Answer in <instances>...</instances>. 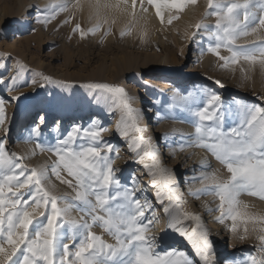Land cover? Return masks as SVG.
<instances>
[{"label": "snow or ice", "instance_id": "6c2138e0", "mask_svg": "<svg viewBox=\"0 0 264 264\" xmlns=\"http://www.w3.org/2000/svg\"><path fill=\"white\" fill-rule=\"evenodd\" d=\"M139 3L142 11L147 12L144 0ZM197 3L198 0H147V5L155 9L162 23V5L183 12L186 6ZM136 5L137 0H132L133 15ZM71 7L74 5L60 2L50 5L51 11L39 9V15L47 13L39 22L51 23L59 13L68 12ZM114 7L119 9L120 4ZM206 8L201 21L188 35L195 41L201 30L206 32L214 41L207 51L223 61L222 67L245 61L264 68V35H258L259 30L264 29V0H206ZM211 17L216 21L214 30L203 23ZM178 18L172 17L168 23ZM71 19L64 23H70ZM101 30V23L89 29L77 23L73 28L81 39ZM110 34V29L104 33ZM128 34L130 32H121L120 35ZM249 37L255 39L239 43ZM222 48L230 56L221 55ZM40 75L44 81L53 82L50 77ZM0 83H3L2 78ZM216 83L223 87L220 81ZM83 87L94 94L97 103L103 102L110 111L120 113L117 132L128 140L130 150L137 154L138 162L143 163L145 176L160 208L146 197L135 175L128 184L116 175L120 169L113 164L119 148L102 140V133L107 129L97 125L95 120L88 128L74 125L66 137L58 136L54 144L47 145L40 141L42 132L36 125L24 142L30 143L34 135L41 151L54 153L57 159L50 167L26 168L21 163L22 158L5 149L4 140H0V264H193L183 252L156 250L159 241L149 233L152 231L150 225L159 223L158 211L167 218V227L190 243L203 264H216L209 232L199 215L184 210L183 194L178 192L180 182L159 159L158 145H154L153 138H145L147 129L139 126L143 113L133 109V97L118 85L88 83ZM201 97H207L206 105L197 106ZM179 100V107L198 118L192 121L194 134L179 145L180 149L203 148L228 174L225 178L214 171L206 172L199 180L206 186L189 195L217 198V208H210L209 212L220 213L216 218L220 224L231 220L228 230L238 240L247 239L249 233L248 227L244 228V234L240 233L238 220L246 225L251 223L253 232L264 233V216L249 214L248 205L242 206L240 201L245 194L264 200V107L236 101L234 114L239 123L225 128L226 117L233 109L231 105L225 108L216 92L202 89L195 94L179 95ZM4 104L0 99V130L7 133ZM78 139L85 142L75 146ZM145 158L150 163L145 162ZM65 175L71 179H65ZM52 176L74 195L57 194ZM73 212L81 214L79 220L73 218ZM186 221L193 224L190 231ZM96 227L114 243L96 234L93 231ZM257 239L260 242L258 251L264 253V234L257 235ZM248 260L250 264H264V256L259 259L250 256Z\"/></svg>", "mask_w": 264, "mask_h": 264}, {"label": "rangeland", "instance_id": "374dc122", "mask_svg": "<svg viewBox=\"0 0 264 264\" xmlns=\"http://www.w3.org/2000/svg\"><path fill=\"white\" fill-rule=\"evenodd\" d=\"M38 1L0 0V65H3L0 67V75L4 80L0 87V99L5 101L4 127L9 129L7 133L0 130V140H4V148L21 157V163L28 169L50 167L57 159L54 153L41 151L37 147L34 135L30 143H25L31 131L23 134L22 128L30 120H39L43 115L44 125L40 141L45 145L54 144L58 136L66 137L72 129L73 126L68 127V121L75 120L76 125L88 128L92 126L88 117L98 113L101 120L96 122L97 125L107 129L102 133V140L119 148L113 164L114 168L120 169L116 175L125 184H128L135 175L146 197L155 207L160 208L155 202L154 190L145 176L143 163H139L137 154L130 150L128 140L117 132L120 113L110 111L103 102L97 103L94 94L83 85L107 83L123 87L134 99L133 109L142 110L139 126L147 129L145 138L150 135L151 129L156 131L154 130L156 119L161 120V125L172 126L175 129L172 135L165 128L163 133L159 131V135L155 134L159 159L166 167L175 169V175L180 182L178 189L183 194L184 210L199 215L206 228L212 224L213 233L209 237L213 243L216 264H223L221 261L225 258L232 264L237 261L250 264L248 257L256 256L259 259L264 256V253L258 251L260 242L257 239V235L264 233L253 232L251 223L246 225L238 220L237 227L241 234H244L245 227L249 229L248 238L238 240L228 230L232 225L231 220H225L224 224H220L216 219L220 213L209 212L210 208H217L219 204L217 198L211 195L194 198L189 195L190 192H197L206 186L199 183L200 177L206 172L214 171L218 176L225 178L228 174L211 153L203 148L187 146L183 150L180 149L179 145L194 134L192 121L198 118L178 106L181 103L179 95L195 94L202 89L216 92L220 95L224 107L231 105L233 109L226 117L225 128L239 123L238 117L234 114L236 101L264 107V68L259 64L250 65L245 61L222 67L223 61L207 51L209 44H214V41L209 39L206 32L201 30L195 41L188 35L195 30V24L201 21L207 11L206 0H198L195 6H186L184 13L169 8L168 19L160 24L162 30L145 33L135 28L134 21L118 26L111 19L106 20L102 17L94 19L93 13L88 14L89 12L80 10L72 0L63 2L74 7L68 12L59 13L51 23L45 24L39 21H43L47 13L39 15L38 10L49 9L50 5L60 2L42 1L38 6L36 4ZM28 6H31V9L24 11ZM136 6L137 10L141 9L139 0ZM144 6L152 10L156 16L155 9L147 5V0H144ZM187 12L197 13V19L188 33L174 28ZM177 16L178 19H173L171 24L168 23L170 18ZM70 17L71 22L64 23ZM77 23L84 29L101 23L102 30L81 39L78 33L73 32ZM203 23L214 30L216 21L211 17ZM109 29L111 34L104 35ZM121 32L130 34L121 37ZM258 35H264V29H260ZM253 39L255 37H249L239 43H250ZM197 48H200L203 57H194V52H198ZM220 54L230 56L223 48L220 49ZM40 74L50 77L53 82L44 81ZM13 77L16 79L13 80ZM216 81H220L223 87ZM162 83L168 87L161 88ZM41 84L44 86L41 87ZM8 93L11 94L5 98ZM206 101L207 97H201L197 106L206 105ZM152 110L153 114L148 113ZM78 114L81 115L80 119L76 118ZM59 118L63 122L57 133L52 128ZM184 125L190 126V134L181 133L180 126ZM131 135L137 136L135 133ZM163 136L170 139L172 150L170 156L161 154ZM83 142L85 141L78 139L75 146ZM188 142L191 143L190 140ZM200 152H205L209 157L210 169L202 168L196 161L195 154ZM145 162L150 163L146 158ZM64 178L71 179L66 175ZM51 182L56 185L57 194L74 195L72 190L61 184L55 176H52ZM186 197L192 202L193 208L184 200ZM240 201L242 206L248 203L246 211L249 214L264 216L257 209L259 205L264 204V200L245 194L240 197ZM165 203L167 204V201ZM80 215L79 212L72 213L73 218L77 220ZM156 216L159 223L150 225L152 231L149 233L155 235L159 241L156 250L183 252L193 264H203L190 243L167 227V218L163 212L158 211ZM185 225L189 231L193 226L191 221H186ZM93 231L108 243H114L99 227L93 228Z\"/></svg>", "mask_w": 264, "mask_h": 264}, {"label": "bare ground", "instance_id": "6f19581e", "mask_svg": "<svg viewBox=\"0 0 264 264\" xmlns=\"http://www.w3.org/2000/svg\"><path fill=\"white\" fill-rule=\"evenodd\" d=\"M42 1H44V2L46 1V3L49 2V0H39L36 4L39 6V4ZM55 1L63 2V1H67V0H54V2ZM72 1H73V3L76 4V6L80 10L85 11V13H87V12H89L88 14L93 13L94 19H98L99 17H102V19L104 18L106 20L111 19L112 21H115L114 23H116L118 26H123V24L128 22V21H134L135 22V28L138 31H141L143 33L147 32V31H155L157 29L162 30V28H163L160 26V24L162 25L161 20L157 16L153 15L152 10H148L147 12H144V11H142V9L139 10V8H138V10H139L138 11L137 6H136L135 15H133L132 14L133 13L132 0H79V5H77V0H72ZM117 4H120L119 9L114 7ZM105 5H111L113 7H105ZM30 9H31V6H28L26 9H24V11L30 10ZM169 13H170L169 8L162 5L161 14L164 18L163 23L168 19ZM196 15H197V13H194V12H187L186 14H183V16L181 15L183 18L180 20V22L178 24H176L174 26V28L180 29L181 31L188 33L190 31L191 25H193L197 19ZM171 29L173 30V27ZM199 49L200 48H197L198 52H194V54H195L194 57H196V58L197 57H203L202 56L203 53H201L202 51H200ZM0 78L3 79V77L1 75H0ZM3 82H4V80H3ZM2 84L3 83H0V87ZM166 87H168L167 84H164V83L161 84V88H166ZM10 94L8 93V95L5 98H8ZM148 113L153 114L154 110L149 111ZM80 116L81 115L78 114L76 118L80 119ZM100 116L101 115L98 113L90 115L88 117L90 123H92L93 120H95L96 122H99L101 120ZM155 116L156 117L158 116L156 111H155ZM41 117H43V115ZM62 122H63L62 119H60V118L57 119V121L53 125L52 130H55L58 133L61 129ZM156 122H157V124H155V126H154V130H156V131H153V129H151V131H149V134H150L149 136H151L153 138L154 145L157 143L155 140V137H156L155 134L159 135V131H162V133H163L164 128H165L166 130L169 131V134H171V135L175 131V129L172 126L161 125L160 119L159 120L156 119ZM68 124H69L68 127H72V126L76 125V121L75 120L68 121ZM36 125H39L40 128L42 129V126L44 125V120L43 121H41V119L30 120V122L22 128L23 134H26V132L28 133L29 131H31V129ZM57 125H59L58 130H57ZM189 129H190V126L184 125L182 127L180 126L179 130L181 131V133L188 135V134H190ZM162 144H163V146L161 147L162 156H164V155L170 156L172 153L170 139L165 138V136H163ZM195 159L198 163H200L201 166L203 165L204 167H206L207 170L209 169L208 168V166L210 165L209 157L207 156V154H205V152H200V153L195 154ZM169 169L175 173L174 168L170 167ZM185 188L187 189V187H185ZM178 192H180V189H178ZM186 192H188V191H186ZM184 200L187 202L188 206L192 207V202L189 200L188 197H186ZM257 209H258V212H260L264 215V204L259 205L257 207ZM190 210H192V209L190 208ZM76 218H78V217L76 216ZM212 227H213L212 224H211V227L210 226L207 227V230L209 232V236L213 233L211 231ZM179 243H176V244H179ZM221 262L223 264H232L228 258L223 259Z\"/></svg>", "mask_w": 264, "mask_h": 264}]
</instances>
